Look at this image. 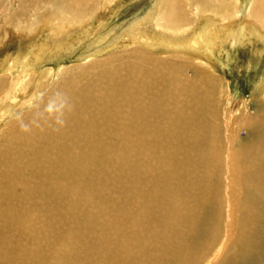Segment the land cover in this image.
Listing matches in <instances>:
<instances>
[{"label": "bare ground", "instance_id": "6f19581e", "mask_svg": "<svg viewBox=\"0 0 264 264\" xmlns=\"http://www.w3.org/2000/svg\"><path fill=\"white\" fill-rule=\"evenodd\" d=\"M125 2L0 0V264H264V95L225 117L213 72L264 0Z\"/></svg>", "mask_w": 264, "mask_h": 264}, {"label": "rangeland", "instance_id": "374dc122", "mask_svg": "<svg viewBox=\"0 0 264 264\" xmlns=\"http://www.w3.org/2000/svg\"><path fill=\"white\" fill-rule=\"evenodd\" d=\"M157 0H126L125 3H123V8L118 11V13H114L111 16L108 17L107 26L108 27H115L126 25L130 20H132L135 17L144 15L149 9H151L152 5ZM243 2H247L248 0H241ZM121 28V26H120ZM260 47V44L258 45ZM8 48H12V46H9ZM233 48V49H232ZM257 48V47H256ZM257 50V49H256ZM254 47L251 45L246 46H236V47H229L228 52L226 54L217 55L215 54L216 63L218 64L216 67V70L213 72L217 74L218 76L223 78V84L228 92L227 99L225 100V106L223 107L225 111V117L226 112L230 109L242 108V102L244 104H248L249 109L251 112H253L254 104L252 105V102L255 100L257 101L260 99L264 93L256 94L254 93V88L260 82V80L264 77V55H260ZM81 50L78 49H72L68 53L60 56L59 58L55 59L53 62H47L43 63L39 70H43L45 68H54L59 69L60 68H68L73 65L79 64L85 62L82 59V55H80ZM80 55V56H78ZM257 55V56H256ZM80 59H79V58ZM2 59V56H0V60ZM82 60V61H81ZM189 75L191 74L188 72ZM229 100L228 105L226 102ZM233 100V104L232 101ZM233 105V106H232ZM239 113V112H238ZM238 115V114H236ZM233 124H229L231 128L235 129V126L238 125V123H235L236 120H233ZM229 126V128H230ZM243 125H241L242 127ZM226 130V129H225ZM246 129L244 128H238L236 131V134L243 138L245 136ZM235 142V141H234ZM238 141H236L237 143ZM226 143V142H225ZM235 143H232L234 145ZM232 148V147H231ZM229 148L226 147L224 151L225 157L228 155ZM225 171V170H224ZM224 176V177H223ZM226 179V174H223L221 179L219 180L220 183V190L219 192H238L241 188V184L237 181L228 183ZM228 185H230V188H228ZM225 212V210H224ZM226 213L225 217L223 219L222 224V231H225V224H226ZM221 231V233H222Z\"/></svg>", "mask_w": 264, "mask_h": 264}]
</instances>
